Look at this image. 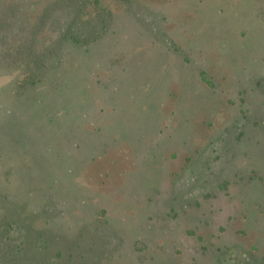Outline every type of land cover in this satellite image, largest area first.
Returning a JSON list of instances; mask_svg holds the SVG:
<instances>
[{
  "label": "rangeland",
  "instance_id": "rangeland-1",
  "mask_svg": "<svg viewBox=\"0 0 264 264\" xmlns=\"http://www.w3.org/2000/svg\"><path fill=\"white\" fill-rule=\"evenodd\" d=\"M54 1L0 0V264H264V0Z\"/></svg>",
  "mask_w": 264,
  "mask_h": 264
},
{
  "label": "trees",
  "instance_id": "trees-1",
  "mask_svg": "<svg viewBox=\"0 0 264 264\" xmlns=\"http://www.w3.org/2000/svg\"><path fill=\"white\" fill-rule=\"evenodd\" d=\"M67 0H55L54 3H63L66 2ZM71 3H74V5L76 4V6H78L77 8V12L78 15L76 16L75 20H71L67 17L63 20V24H70L71 21H76V22H81L83 17L86 15V10L87 8L91 5L90 3L92 2V0H70ZM111 14L112 11L110 9H105V10H100V8L98 9V12L94 15L93 19H95L96 22H103V23H107L111 18ZM65 28V27H63ZM71 32L68 33V36L66 37L65 42L62 41V39L60 38V42L61 44H69L68 41H72L74 42V44L79 45V44H85V43H91V39H93L94 36H92L91 38L86 39H82L80 37L79 33V29L75 30L72 29L70 30ZM62 44V45H63ZM64 45V47L66 46ZM11 56V54H9ZM26 59V58H25ZM40 59H37L36 64H39ZM32 63V62H30ZM33 64V63H32ZM38 69V67L36 66V70ZM36 70L32 69L33 72H35Z\"/></svg>",
  "mask_w": 264,
  "mask_h": 264
},
{
  "label": "clouds",
  "instance_id": "clouds-1",
  "mask_svg": "<svg viewBox=\"0 0 264 264\" xmlns=\"http://www.w3.org/2000/svg\"><path fill=\"white\" fill-rule=\"evenodd\" d=\"M11 77H3V78H0V86H3V84L5 83H9L11 81Z\"/></svg>",
  "mask_w": 264,
  "mask_h": 264
}]
</instances>
